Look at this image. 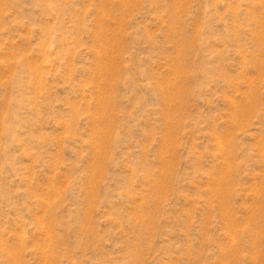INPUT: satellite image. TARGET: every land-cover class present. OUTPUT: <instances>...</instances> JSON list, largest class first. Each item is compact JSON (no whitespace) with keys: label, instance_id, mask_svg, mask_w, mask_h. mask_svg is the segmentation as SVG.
<instances>
[{"label":"rangeland","instance_id":"1","mask_svg":"<svg viewBox=\"0 0 264 264\" xmlns=\"http://www.w3.org/2000/svg\"><path fill=\"white\" fill-rule=\"evenodd\" d=\"M0 264H264V0H0Z\"/></svg>","mask_w":264,"mask_h":264}]
</instances>
